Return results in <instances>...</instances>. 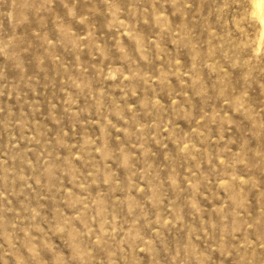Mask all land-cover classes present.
<instances>
[{
    "label": "rangeland",
    "instance_id": "374dc122",
    "mask_svg": "<svg viewBox=\"0 0 264 264\" xmlns=\"http://www.w3.org/2000/svg\"><path fill=\"white\" fill-rule=\"evenodd\" d=\"M0 264H264L254 0H0Z\"/></svg>",
    "mask_w": 264,
    "mask_h": 264
},
{
    "label": "bare ground",
    "instance_id": "6f19581e",
    "mask_svg": "<svg viewBox=\"0 0 264 264\" xmlns=\"http://www.w3.org/2000/svg\"><path fill=\"white\" fill-rule=\"evenodd\" d=\"M257 14H259L263 29H264V1L263 0H254Z\"/></svg>",
    "mask_w": 264,
    "mask_h": 264
}]
</instances>
